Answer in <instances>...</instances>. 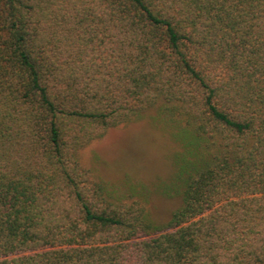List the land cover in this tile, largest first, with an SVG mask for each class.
Instances as JSON below:
<instances>
[{
    "label": "trees",
    "instance_id": "trees-1",
    "mask_svg": "<svg viewBox=\"0 0 264 264\" xmlns=\"http://www.w3.org/2000/svg\"><path fill=\"white\" fill-rule=\"evenodd\" d=\"M151 112L161 221L82 158ZM0 264H264V0H0Z\"/></svg>",
    "mask_w": 264,
    "mask_h": 264
},
{
    "label": "rangeland",
    "instance_id": "rangeland-1",
    "mask_svg": "<svg viewBox=\"0 0 264 264\" xmlns=\"http://www.w3.org/2000/svg\"><path fill=\"white\" fill-rule=\"evenodd\" d=\"M116 127L83 150V162L106 180L135 186L147 195L148 207L158 220H165L176 207L169 194L174 144L166 129L151 115Z\"/></svg>",
    "mask_w": 264,
    "mask_h": 264
}]
</instances>
